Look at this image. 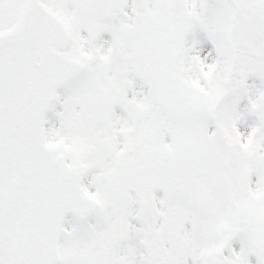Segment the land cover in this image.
<instances>
[{
  "label": "snow or ice",
  "instance_id": "1",
  "mask_svg": "<svg viewBox=\"0 0 264 264\" xmlns=\"http://www.w3.org/2000/svg\"><path fill=\"white\" fill-rule=\"evenodd\" d=\"M0 264H264V0H0Z\"/></svg>",
  "mask_w": 264,
  "mask_h": 264
}]
</instances>
